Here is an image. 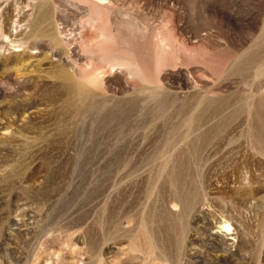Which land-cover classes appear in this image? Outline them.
Masks as SVG:
<instances>
[{"label": "rangeland", "instance_id": "374dc122", "mask_svg": "<svg viewBox=\"0 0 264 264\" xmlns=\"http://www.w3.org/2000/svg\"><path fill=\"white\" fill-rule=\"evenodd\" d=\"M107 2L0 0V264H264V0Z\"/></svg>", "mask_w": 264, "mask_h": 264}, {"label": "bare ground", "instance_id": "6f19581e", "mask_svg": "<svg viewBox=\"0 0 264 264\" xmlns=\"http://www.w3.org/2000/svg\"><path fill=\"white\" fill-rule=\"evenodd\" d=\"M108 0H51V2L53 3V5H65L67 6H75V4H79L80 2H85L87 4L93 5L98 9H106L108 8ZM50 7V6H49ZM77 7V6H75ZM80 8V6H79ZM49 9V8H48ZM73 9V8H72ZM78 10V9H77ZM86 11V10H85ZM84 11V12H85ZM58 12V11H57ZM94 12V11H93ZM91 11V9H88L87 13L89 15V19L91 17H94V13ZM49 14V12H48ZM57 14V13H56ZM56 16V15H55ZM96 16H98L96 14ZM95 16V17H96ZM100 16V14H99ZM40 19L42 20H46V16L43 14L40 16ZM48 20V19H47ZM55 20V19H54ZM88 20V19H87ZM49 21V20H48ZM55 22V21H54ZM83 22V21H82ZM19 23V22H18ZM23 23V20H22ZM82 24V23H81ZM93 25V23H92ZM90 26L88 29L91 31L94 29L93 26ZM25 26V25H24ZM68 27V26H67ZM26 28V27H25ZM16 29V28H15ZM22 29V28H21ZM52 31L54 28H51ZM50 30V29H49ZM69 30V29H68ZM80 30V29H79ZM78 30V31H79ZM99 30V29H98ZM77 31V30H76ZM18 31L15 32V34ZM13 34V35H15ZM21 34V33H20ZM6 35V34H5ZM18 35V34H17ZM16 35V36H17ZM52 34L49 35V37H51ZM10 36V35H9ZM5 37V36H4ZM11 37V36H10ZM7 38V37H6ZM62 40V39H61ZM36 41V40H35ZM34 41V42H35ZM47 42V41H46ZM72 40H68V45H72L71 44ZM15 43V42H14ZM19 43V45H18ZM76 43V42H75ZM74 43V44H75ZM10 44V43H9ZM8 44V45H9ZM11 44H13L11 42ZM17 46L14 47L16 49H22L24 50L25 47L29 44H27V42L24 44H20V42L16 43ZM78 46V45H77ZM161 46H162V56H166V54L169 52L170 50V45L167 43V41L164 39L161 40ZM9 47V46H8ZM39 48V47H37ZM27 49V47H26ZM31 50H36V48H33ZM76 50V49H75ZM79 51L82 54H88V55H96L98 57L97 62L98 65L90 67V75L89 77H87L86 81L83 83H80V81H77L76 83H74L72 81V76L66 72V71H60L58 73V80L61 81L64 90L66 92V94L71 98V100H73L74 102H78L80 104V106L86 107L87 106V102L88 100H90L91 98H93L94 95H92V89L97 88L98 86H101V92L104 91L103 88V80L106 77H112V75L116 72H120L122 74H128L129 76H131V68L126 65L125 63H123L122 61H119L118 58L115 57H111L109 58L108 56H110V54L108 53V35L104 32H93L91 31L90 34L88 33H82L80 34V44H79ZM67 56V55H66ZM74 56V55H73ZM75 57V56H74ZM90 57V56H89ZM73 58V57H72ZM84 58V57H83ZM80 59V58H79ZM67 60V59H66ZM90 60H92L93 62H95L94 58L92 57ZM131 60V59H130ZM91 63V62H90ZM99 63H104L103 65L99 64ZM67 64V63H66ZM73 67V66H72ZM78 68V67H77ZM81 68V67H80ZM78 68V69H80ZM135 68V67H134ZM74 69V68H73ZM83 69V68H81ZM71 70V69H70ZM84 70V69H83ZM82 70V71H83ZM77 71V69H76ZM79 71V70H78ZM81 72V71H80ZM75 73V72H74ZM83 73V72H82ZM56 74V73H55ZM54 74V75H55ZM79 74V73H78ZM136 74V73H135ZM75 75V74H74ZM84 75V74H83ZM88 75V74H87ZM106 76V77H105ZM56 77V76H55ZM54 77V78H55ZM78 77V76H77ZM80 77V76H79ZM85 78V75H84ZM125 79V78H124ZM75 80V78H74ZM81 80V79H80ZM76 81V80H75ZM105 85V84H104ZM124 87L127 88L129 90V92H134V86L132 84H130L127 79L124 81L123 83ZM68 98V97H67ZM68 100V99H67ZM81 111V109H80ZM79 112V110H78ZM256 132H257V141H259V143H263L264 144V140H263V133H264V124L259 123V126H256ZM225 142V141H224ZM230 143V142H229ZM225 146V145H224ZM227 146V145H226ZM255 150V149H254ZM263 153V152H262Z\"/></svg>", "mask_w": 264, "mask_h": 264}]
</instances>
